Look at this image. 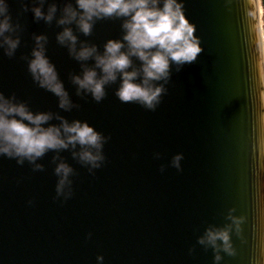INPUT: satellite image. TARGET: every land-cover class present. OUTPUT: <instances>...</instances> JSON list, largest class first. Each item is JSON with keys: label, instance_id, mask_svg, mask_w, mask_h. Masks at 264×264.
Wrapping results in <instances>:
<instances>
[{"label": "water", "instance_id": "95a60500", "mask_svg": "<svg viewBox=\"0 0 264 264\" xmlns=\"http://www.w3.org/2000/svg\"><path fill=\"white\" fill-rule=\"evenodd\" d=\"M7 2L12 22L21 26L20 44L12 57L0 48V92L33 112L87 121L108 139L105 160L92 172L71 150L59 152L74 169L67 199L56 194L55 152L37 161L42 171L0 154V264H264L259 0H181L203 51L179 71L171 64L167 91L154 111L122 103L115 94L119 80L106 86L100 102L90 94L77 96L71 75L81 73V62L57 42L63 26L36 21L32 0H23L27 12L22 0ZM56 2L62 7L63 0ZM121 24L122 19L97 20L89 36L71 27L79 40L103 52L108 39L122 38ZM41 33L48 37L46 55L78 105L71 111L60 109L58 98L28 70L34 34ZM177 153L183 154L180 170L171 164ZM230 210L242 218L240 232L233 227L230 233L236 254L221 250L217 262L214 250L198 238L211 225L231 223Z\"/></svg>", "mask_w": 264, "mask_h": 264}, {"label": "clouds", "instance_id": "9594fccd", "mask_svg": "<svg viewBox=\"0 0 264 264\" xmlns=\"http://www.w3.org/2000/svg\"><path fill=\"white\" fill-rule=\"evenodd\" d=\"M28 10L29 4L22 0V11ZM31 11L36 21L51 25L55 20L58 26H63L56 40L81 62V73L71 75L76 95L90 94L96 102L105 98L106 86L119 80L115 94L122 103H137L154 111L167 91L165 85L171 79V64L179 71L203 51L194 34L195 25L184 14L181 0H75V4L72 0H63L62 7H58L56 0H32ZM106 18L122 19L123 35L121 39H108L103 52L95 43L79 40L71 27L75 24L81 33L89 36L96 21ZM20 27L19 23L12 22L7 0H0V48L8 57L15 55L20 44V36L16 34ZM34 41L28 62L33 80L58 98L60 109L67 112L78 107L46 55L47 35L34 34ZM133 58L140 62L138 66ZM89 60L93 61L92 65L87 63ZM53 119L59 124L49 123ZM107 139L87 121L69 122L58 112H33L14 95L9 97L0 92V154L16 158L18 164L27 160L34 171H42L44 165L37 161L49 151L55 152L52 160L56 163L58 197L67 199L72 195L71 176L74 175L73 167L59 152L71 150L72 157L92 172L105 160L103 146ZM182 158V153L172 157L171 164L177 170L181 169ZM228 219L231 223L223 227L211 225L198 238L200 245L214 250L217 262L222 259L221 250L228 255L236 254L230 233L233 227L240 232L242 218L232 215L230 210ZM97 260L102 261L103 256Z\"/></svg>", "mask_w": 264, "mask_h": 264}, {"label": "trees", "instance_id": "16d2710c", "mask_svg": "<svg viewBox=\"0 0 264 264\" xmlns=\"http://www.w3.org/2000/svg\"><path fill=\"white\" fill-rule=\"evenodd\" d=\"M260 6H261V21H262V29H263V40H264V0H260Z\"/></svg>", "mask_w": 264, "mask_h": 264}, {"label": "bare ground", "instance_id": "6f19581e", "mask_svg": "<svg viewBox=\"0 0 264 264\" xmlns=\"http://www.w3.org/2000/svg\"><path fill=\"white\" fill-rule=\"evenodd\" d=\"M259 6H260V0H259ZM262 22V21H261Z\"/></svg>", "mask_w": 264, "mask_h": 264}]
</instances>
